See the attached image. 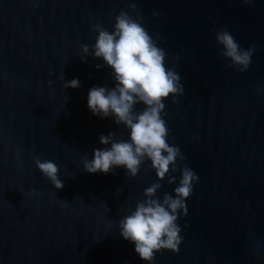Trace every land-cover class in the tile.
I'll return each mask as SVG.
<instances>
[{
    "label": "water",
    "instance_id": "water-1",
    "mask_svg": "<svg viewBox=\"0 0 264 264\" xmlns=\"http://www.w3.org/2000/svg\"><path fill=\"white\" fill-rule=\"evenodd\" d=\"M136 4L143 27L176 66L184 94L161 114L168 143L179 146L198 182L180 214L178 252L163 249L152 264H264V0H0V264H148L119 232V221L146 199L153 183L175 195L145 160L136 177L124 167L88 173L83 162L99 137L130 131L87 106L93 86H115L102 59L86 57L99 23ZM153 12L159 16L153 17ZM226 28L257 50L246 72L226 65L214 32ZM177 56L180 58L175 59ZM79 79L80 87L64 88ZM51 82V83H50ZM144 108L135 106L136 111ZM59 167L56 189L34 157Z\"/></svg>",
    "mask_w": 264,
    "mask_h": 264
},
{
    "label": "clouds",
    "instance_id": "clouds-1",
    "mask_svg": "<svg viewBox=\"0 0 264 264\" xmlns=\"http://www.w3.org/2000/svg\"><path fill=\"white\" fill-rule=\"evenodd\" d=\"M255 0H243L245 5L254 4ZM130 10L137 12L135 18L128 11H120L115 16L113 31L109 32L101 24L92 25V30L98 33L92 52L88 45H82V62L86 57L94 56L102 59L103 64H97V69L104 66L113 71L111 76L115 81L112 88L93 86L88 93L87 106L96 116L101 118L114 117V123L124 125L130 131V140H117L116 133L101 135L99 142L110 145L103 149H95L93 159L83 162L88 173L108 174L116 167H124L127 177H136L145 160L151 161L160 181L168 179L172 184L175 175L180 172L178 186L174 188L175 195L167 192L162 199L157 197L161 183H153L144 190L146 199L137 202L135 210L119 221L120 235L134 243L135 252L140 259L152 264L155 255L163 249L172 252L179 251L182 242L181 228L177 220L181 213L187 215L186 199L192 195L193 184L198 182L194 170L177 166V160H185L179 146L168 143L169 129L162 118L165 109L164 100L169 96L184 94L181 77L174 65L166 67L167 53L159 47L153 37L142 26L143 17L138 14L136 4H130ZM153 17L159 12H153ZM217 44L221 47L220 56L230 61L226 66L243 73L252 63V56L257 50V44L252 43L247 49L241 48L234 36L224 27L214 32ZM177 56L175 59H179ZM64 80L63 74L60 77ZM51 83V82H50ZM64 88L80 87L77 78L64 80ZM257 94L264 93V87H257ZM137 104H143L140 111L135 110ZM34 163L40 172L56 189H62L64 183L59 179V167L50 160L34 157Z\"/></svg>",
    "mask_w": 264,
    "mask_h": 264
}]
</instances>
